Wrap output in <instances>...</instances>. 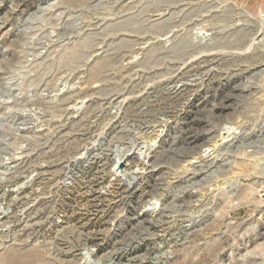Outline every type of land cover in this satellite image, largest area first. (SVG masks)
I'll return each instance as SVG.
<instances>
[{"label": "rangeland", "instance_id": "374dc122", "mask_svg": "<svg viewBox=\"0 0 264 264\" xmlns=\"http://www.w3.org/2000/svg\"><path fill=\"white\" fill-rule=\"evenodd\" d=\"M86 252L264 264V0H0V264Z\"/></svg>", "mask_w": 264, "mask_h": 264}, {"label": "bare ground", "instance_id": "6f19581e", "mask_svg": "<svg viewBox=\"0 0 264 264\" xmlns=\"http://www.w3.org/2000/svg\"><path fill=\"white\" fill-rule=\"evenodd\" d=\"M235 132V130L233 129V128H227L226 129V133H227V136L226 137H221L222 138V143L224 142V141H226V140H228V139H230V137H231V135L233 134ZM122 152V151H121ZM208 150H206L205 151V154L204 155H206V154H208ZM149 155V154H148ZM142 156L145 158L146 156H147V153H143L142 154ZM126 158V155H120V154H118V162H117V164H116V166H115V174H120V173H122L123 171H124V162H125V159ZM146 159V158H145ZM154 205V204H153ZM91 257H92V254H91V252L90 253H88V252H86V254H85V264H90L91 263Z\"/></svg>", "mask_w": 264, "mask_h": 264}, {"label": "water", "instance_id": "95a60500", "mask_svg": "<svg viewBox=\"0 0 264 264\" xmlns=\"http://www.w3.org/2000/svg\"><path fill=\"white\" fill-rule=\"evenodd\" d=\"M86 253H84L83 255H85Z\"/></svg>", "mask_w": 264, "mask_h": 264}]
</instances>
